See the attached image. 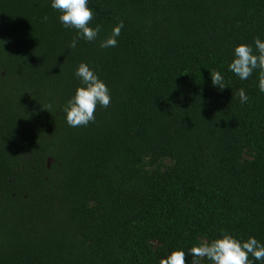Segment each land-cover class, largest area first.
Instances as JSON below:
<instances>
[{"label":"trees","instance_id":"obj_1","mask_svg":"<svg viewBox=\"0 0 264 264\" xmlns=\"http://www.w3.org/2000/svg\"><path fill=\"white\" fill-rule=\"evenodd\" d=\"M89 7L98 41L70 49L50 0H0V264H160L175 250L192 264L222 232L264 243V93L258 73L227 71L236 45L264 40V0ZM81 62L112 100L72 128Z\"/></svg>","mask_w":264,"mask_h":264},{"label":"clouds","instance_id":"obj_2","mask_svg":"<svg viewBox=\"0 0 264 264\" xmlns=\"http://www.w3.org/2000/svg\"><path fill=\"white\" fill-rule=\"evenodd\" d=\"M89 4L90 0H50V7L59 12V23L65 29L75 31V36L68 45L70 49H76L80 40L87 43L98 41L101 27L92 26L95 10L89 7ZM124 27L123 21L118 22L106 39L99 40V47H117ZM232 56L227 71L241 81L248 80L254 73H258V89L264 93V40L257 37L252 44L240 43L233 48ZM210 76L213 87L221 90L227 87L221 72L214 71ZM74 77L79 80V86L63 106L65 122L72 128L87 127L95 122L97 107L107 109L112 97L107 84L89 64L81 62L74 72ZM237 94L241 104L248 103L249 97L245 89H239ZM48 107L51 108V105ZM187 254L193 257L192 264H200V258L211 264H264V243L252 236L244 240L231 233L222 232L210 243L194 245ZM185 257L184 250H175L162 257L160 264H186Z\"/></svg>","mask_w":264,"mask_h":264}]
</instances>
